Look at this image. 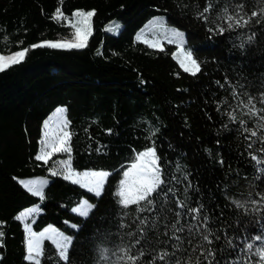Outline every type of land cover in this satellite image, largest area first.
Listing matches in <instances>:
<instances>
[{
    "label": "trees",
    "instance_id": "trees-1",
    "mask_svg": "<svg viewBox=\"0 0 264 264\" xmlns=\"http://www.w3.org/2000/svg\"><path fill=\"white\" fill-rule=\"evenodd\" d=\"M208 3L213 8L204 20L200 13ZM238 3H244L249 14L260 8L257 0H0V54L28 49L22 62L0 72V264H34L24 258L23 224L17 219L20 210L34 204L38 212L30 222L32 230L53 225L72 238L67 264H97L100 248L111 253L128 244V229L119 228L123 210L117 203L118 183L136 155L153 146L161 158L164 190L175 191L164 205L167 220L159 221L161 231L177 211L185 227L192 223L174 203L183 200L190 207L204 205L201 218L207 215L210 229L221 235L214 241L216 248L225 245V233L239 237V247L246 239L253 242L251 237L264 229V203H251L264 196V144L256 137L246 139L238 121L253 127L255 119L244 115L247 110L238 107L232 91L235 87L246 101L243 92L258 98L262 90L264 22L224 34L208 31L222 23L216 17L225 5L232 12ZM74 11H94L85 48L32 49L40 41L68 37L67 21ZM158 14L183 30L182 47L201 66L196 75L180 67L172 45L152 48L136 39L143 24ZM58 15L60 19H54ZM111 18L119 23L115 33L103 30ZM253 32L255 39L249 42ZM58 106L64 109L70 133L71 168L109 173L99 197L53 175L51 160L35 159L42 123ZM233 109L237 123L227 117ZM33 176L46 177L42 197L17 181ZM81 199L94 206L87 218L71 211ZM134 207L124 223H131ZM253 207L261 211L253 212ZM236 255L228 249L218 259L223 264ZM39 259L41 264H65L47 240L42 241Z\"/></svg>",
    "mask_w": 264,
    "mask_h": 264
},
{
    "label": "snow or ice",
    "instance_id": "snow-or-ice-1",
    "mask_svg": "<svg viewBox=\"0 0 264 264\" xmlns=\"http://www.w3.org/2000/svg\"><path fill=\"white\" fill-rule=\"evenodd\" d=\"M257 3L260 5L259 11L253 10L250 14L245 11L244 3L235 4L232 12H229L228 6L225 5L223 11L216 17L217 21H222V23H216L215 29L209 28L208 31L224 34L226 31L246 28L253 22L260 25L264 22V0H257ZM212 8L213 4L208 3L203 8L200 16L204 20H208V16L205 13H209ZM57 12L59 13V9H57ZM73 15L78 18L72 24V27L75 29L73 40L41 41L38 44L32 45V49L43 47L64 50L85 48L90 35L89 19L94 15V11H77ZM54 19H60V16L58 15ZM118 28L119 25H115L111 27V30L115 31ZM183 35L182 32L173 31L168 37V42L172 43L178 39H182ZM255 36L256 33L253 32L248 37V41L254 40ZM136 39L138 41L141 40L142 34H138ZM240 47L243 48L244 45L242 44ZM27 51L28 49H23L8 57L0 55V72L7 70L13 64L22 62ZM173 55L175 56L176 53ZM178 59L180 67L185 72L196 75L201 71V66L193 58L191 51L184 53ZM216 83L220 87H224L219 81ZM240 88H245V85L240 84ZM260 88L262 90L259 92L258 98L245 91L243 92V96H246L247 100L240 99L235 87H233L232 96L234 99H239L238 107L242 106L247 110L244 112V115L249 116L250 119H255L253 127H249L248 122L243 119L238 121L243 132L248 134L246 139L251 140V138L256 137L260 143L264 144V107H257V104L264 105V77L261 78ZM224 103H227V101H224ZM59 111L63 112L64 109H60ZM217 111L219 112L220 108ZM227 117L230 122L237 123L236 109L228 112ZM66 126L67 122H65ZM224 127L227 128L228 125L225 124ZM69 139L70 133L68 131H63L62 138H57L55 133H53L52 139L45 142V147L41 150V154H37L35 159L37 161H45L46 163L54 154L68 153V159L58 161L63 168L64 178H73V183L99 197L102 195L104 180L109 173L104 171L74 172L70 165V147L67 146ZM255 142L252 141V143ZM252 143L247 145L249 149L252 147ZM99 150L98 148L97 151ZM261 151H264V149H261ZM251 158L256 160L255 155ZM160 159L156 148L154 146L148 147L146 150L140 151L136 155L135 162H132L123 171L122 179L119 182L120 189L116 193L119 197L117 203L123 210L119 228L128 229L124 235L131 239L128 244L117 246L116 250L111 251V253L108 248H100L97 264H221L218 255L223 256L228 249L236 252L237 255L232 259L224 260L223 264H264V229L251 237L253 242H248L246 239L243 247H239L235 243V240H238L239 237L233 238L225 233V245L221 248H216L214 241H220L221 235L210 229L209 217L207 215L201 218L200 214L204 211L203 204L190 207L183 200H175L176 207L184 209L189 214L192 223L187 224L185 227V224L181 223V212L177 211L174 220L164 223L162 226L163 231H161L159 221L167 220V216L164 213L168 209L164 205L167 203L170 194L175 195V191L171 187H168L166 191L164 190L163 186L166 184V179L162 175ZM220 163L223 164V160ZM52 174L57 175L60 173L53 171ZM171 179L176 180L177 177L173 176ZM184 179L187 180L188 177L185 176ZM20 183L32 195L42 197L43 187L47 181L29 180L26 182L20 181ZM161 195L163 196L162 200H160ZM233 203L237 208H244V205L239 201H234ZM251 203L253 205L264 203V196H261L260 200H253ZM132 206H135L133 211L136 215L132 216L131 223H124V219L131 215L129 209ZM93 207L85 201L81 208L74 209L73 211L81 217L87 218L90 214L89 208ZM252 211L259 212L261 209L253 207ZM36 212H38L37 208H31L27 212L21 213L17 219L22 220L24 217L31 216ZM145 213L159 214L149 216L145 215ZM25 229L26 231L29 230L27 224H25ZM185 232L187 235H182ZM3 236L4 232L0 231V247L3 246ZM45 238L55 243L59 257L67 264L68 249L72 243V238L54 229L51 235L46 236L45 232H41L39 234L31 233L26 237L27 255L25 259L30 262L34 261V264H41L39 257L42 255V240ZM185 244L189 247H185ZM253 257L256 258L255 261Z\"/></svg>",
    "mask_w": 264,
    "mask_h": 264
},
{
    "label": "rangeland",
    "instance_id": "rangeland-1",
    "mask_svg": "<svg viewBox=\"0 0 264 264\" xmlns=\"http://www.w3.org/2000/svg\"><path fill=\"white\" fill-rule=\"evenodd\" d=\"M74 12H77V11H74ZM74 12H73V14H74ZM73 14L71 15V18L67 21L68 24L71 27L69 36L65 37V38H59V39H56V40H52V41H65V40H73L74 39L75 29L72 27V24L75 23L78 18L75 17ZM118 24L119 23H118V20L116 18H111L110 20H108L104 24L103 30H105L108 33H115L117 30H115V31L111 30V27H114L115 25H118ZM173 31H179V32L183 33V30L181 28L169 23L167 21L166 17L163 14H158V15L152 16L148 21H146L143 24V26L136 32V37H137L138 34H142V39L139 40V41H141L142 43H144V44H146V45H148L149 47H152V48H161L164 44L172 45V56L176 60V62L180 65V61H179L178 57L182 56L184 53H187L182 47V44H183V41H184V35H183L182 39H178V40H176V41H174L172 43H169L168 42V37L171 35V33ZM21 50H23V49H21ZM18 51H20V50H18ZM16 52L17 51L9 53V54H0V55L8 57V56L13 55ZM174 53H176L175 56L173 55ZM60 109H63V108L60 107V106L54 108V110L44 119V121L42 123V133H41V137H40V140H39V148H38V153L37 154H41V150L45 147V142L46 141H50L52 139L53 133H55L57 138H62L63 131H66L64 111L60 112L59 111ZM48 150H51V149H48ZM144 150H146V149H144ZM60 154H62V156H59ZM60 154H54L48 160H51V162H52V164H50V167H51L50 168V172L52 173L53 171H55L57 173H60V175L64 178L63 168L58 163V161L65 160V159H67V157H63V153H60ZM43 162H45V161H43ZM72 170L74 172H76V173H83V172H86V171L87 172H92V171L99 172V171H102V170H94V169H85V170H74V169H72ZM123 171H122V173H123ZM122 173H121L120 180L122 179ZM29 180H46V177H44V176H33V177H24V178H18L17 179L18 183L22 187H23V185L20 183V181H25L26 182V181H29ZM66 180H68L69 182L73 183V178H69V179H66ZM81 188H83V187H81ZM83 189L88 191V192H90L89 190H87L85 188H83ZM119 189H120V185L118 183V187H117L116 193L119 191ZM90 193H92V192H90ZM92 194L95 195L94 193H92ZM85 201H87V200L86 199H81V201L76 206H74L71 209V211L74 214L78 215L73 210L77 209V208H81ZM88 204H90V203L88 202ZM31 208H37V204L31 205L29 207H26V208L20 210L18 212V214H17V217L20 216L21 213H25ZM34 214H32L31 216H28V217H24L22 220H20L22 222V224H23V230H24V248H25L24 258L27 255V251H26V237L28 235H30L31 233L39 234L41 232H45L46 236H47V235H51V232L54 229L57 232L63 233L65 236H68L65 232H63L62 230H59L58 228H56L53 225H46V226L42 227L40 230H38V231L32 230L30 228V222H31L32 217H33ZM25 224L28 225V228H29L28 231H26V229H25ZM44 240H47L50 243H52L54 245L57 253H58L56 245H55V243L52 240H49L47 238H45ZM58 255H59V253H58ZM32 262H34V261H32Z\"/></svg>",
    "mask_w": 264,
    "mask_h": 264
}]
</instances>
